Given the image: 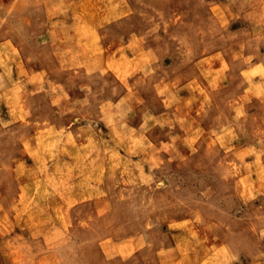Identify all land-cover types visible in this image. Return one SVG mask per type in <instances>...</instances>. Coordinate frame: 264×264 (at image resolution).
<instances>
[{
	"label": "rangeland",
	"instance_id": "1",
	"mask_svg": "<svg viewBox=\"0 0 264 264\" xmlns=\"http://www.w3.org/2000/svg\"><path fill=\"white\" fill-rule=\"evenodd\" d=\"M56 90L95 109L75 143L22 113ZM21 188L77 194L62 264H264V0H0V201Z\"/></svg>",
	"mask_w": 264,
	"mask_h": 264
},
{
	"label": "crops",
	"instance_id": "2",
	"mask_svg": "<svg viewBox=\"0 0 264 264\" xmlns=\"http://www.w3.org/2000/svg\"><path fill=\"white\" fill-rule=\"evenodd\" d=\"M111 1L121 3L122 7H125L127 3L135 4L139 2V0ZM141 1L155 2L159 0ZM96 62L97 60L90 58L83 60L81 65L84 67H92ZM102 66L105 67L106 64L104 63ZM30 71L32 76L40 72L43 76L44 83H60V81L50 78L45 69H41L40 71L32 69ZM47 97V107L38 109L36 107L24 106L22 108V113L28 116H41L40 120L43 123L40 128L41 131H50L52 133L61 132V140H66L67 143H75L80 140L78 135L79 130L90 128L94 123L97 124L96 117L92 116L93 112L95 113V109L93 110L88 106L82 108L73 107L72 104L76 103V101L68 92L64 91L63 93L62 90H56V93H52V95L51 93H47ZM79 98L80 101L84 100L82 105H85V103H89L92 97L85 94ZM61 99L62 101L67 99L65 100L67 106L60 105ZM105 100L108 99L105 98ZM104 126H107V124H104ZM31 136L32 135H26L22 141L26 152H29L33 146ZM25 156L26 158L28 157L27 154H25ZM56 161L67 163L70 162V159H59L56 157ZM30 195L33 196V193L28 192L27 189L23 190V188H21L13 194V198H10L9 202L0 201V264H62L63 255L59 248L65 237V226L68 221L70 222L71 218L69 215L66 217L65 213H62V217L58 218L53 217L51 219L50 216H52V212L54 211L66 212L70 210L66 206V201L76 200L77 198L75 196L77 194H75V192H66L63 196H59L60 198H50V201L35 203L24 202L23 197H25L26 200ZM24 211L28 212V214L24 213L25 218H18L19 212ZM22 221L24 222L21 223ZM13 226L25 227L27 230L26 232H28L27 236H18L11 233V229L9 228H13ZM13 230L14 229H12V231ZM214 246V248L224 251L225 254L229 256V248L225 246L224 243H216ZM210 247L209 244L204 246V257L210 252ZM185 254H188V252Z\"/></svg>",
	"mask_w": 264,
	"mask_h": 264
}]
</instances>
